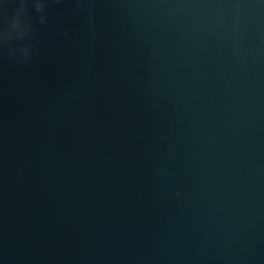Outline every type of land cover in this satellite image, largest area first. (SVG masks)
<instances>
[{"label": "water", "instance_id": "obj_1", "mask_svg": "<svg viewBox=\"0 0 264 264\" xmlns=\"http://www.w3.org/2000/svg\"><path fill=\"white\" fill-rule=\"evenodd\" d=\"M0 264H264V0H0Z\"/></svg>", "mask_w": 264, "mask_h": 264}]
</instances>
